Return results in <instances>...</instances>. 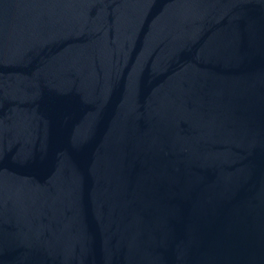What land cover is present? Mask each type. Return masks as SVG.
I'll list each match as a JSON object with an SVG mask.
<instances>
[{
  "label": "water",
  "instance_id": "water-1",
  "mask_svg": "<svg viewBox=\"0 0 264 264\" xmlns=\"http://www.w3.org/2000/svg\"><path fill=\"white\" fill-rule=\"evenodd\" d=\"M0 264H264V0H0Z\"/></svg>",
  "mask_w": 264,
  "mask_h": 264
}]
</instances>
